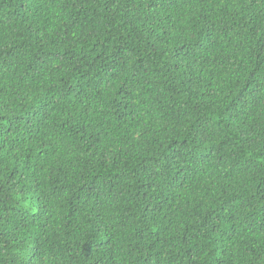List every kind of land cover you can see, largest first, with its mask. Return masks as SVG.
Listing matches in <instances>:
<instances>
[{"label":"trees","instance_id":"1","mask_svg":"<svg viewBox=\"0 0 264 264\" xmlns=\"http://www.w3.org/2000/svg\"><path fill=\"white\" fill-rule=\"evenodd\" d=\"M0 264H264V0H0Z\"/></svg>","mask_w":264,"mask_h":264}]
</instances>
